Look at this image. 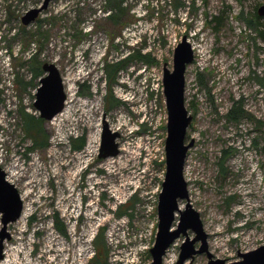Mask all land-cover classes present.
Here are the masks:
<instances>
[{"label": "rangeland", "instance_id": "obj_1", "mask_svg": "<svg viewBox=\"0 0 264 264\" xmlns=\"http://www.w3.org/2000/svg\"><path fill=\"white\" fill-rule=\"evenodd\" d=\"M44 2L0 0V167L24 205L8 224L0 264H118L123 235L138 241L131 256L136 264L152 262L166 170L163 67H173L184 36L194 50L186 71L193 115L187 141L194 140L184 169L190 202L215 258L233 262L264 244V37L262 24L247 23L264 0H119V24L109 18L118 7H108V0H49L23 24ZM133 47L157 62L133 58L113 85L121 104L108 107L102 65ZM45 62L60 70L66 102L46 120L44 148L25 135L20 111L40 116L34 107L40 77L27 83ZM234 104L250 116L228 119ZM105 121L120 133L119 153L101 158ZM82 137L85 146L74 149L73 140ZM188 234L195 236L191 229ZM184 239L175 240L162 264H177ZM208 260L204 252L188 261Z\"/></svg>", "mask_w": 264, "mask_h": 264}, {"label": "water", "instance_id": "obj_2", "mask_svg": "<svg viewBox=\"0 0 264 264\" xmlns=\"http://www.w3.org/2000/svg\"><path fill=\"white\" fill-rule=\"evenodd\" d=\"M49 0H45L42 7L28 11L22 22L28 25L38 14L47 7ZM257 14L264 17V4L257 9ZM194 60V50L184 36L176 45L173 56V67L167 63L163 67V94L167 109V136L165 141V178L158 200V231L154 245L150 248L152 262L162 264L167 250L181 235L185 237L180 245L177 264H190L195 255L206 252L207 264H264V244L240 253L241 259L227 262L222 258H215L208 246V234L198 210L190 202L188 181L184 175L186 158L194 140L187 141V131L192 123L186 104V71ZM44 75L37 87L34 107L45 120L53 119L63 109L66 92L60 70L53 62L42 65ZM120 133L112 131L105 121L102 133L100 155L101 158L115 156L119 153L117 137ZM186 200L185 209L180 202ZM23 199L16 185L6 177V172L0 167V213L2 214V228L0 230V261L3 258L4 241L11 235L7 230L8 224L19 219L23 211ZM178 217V219H177ZM174 222H177L174 225ZM191 229L195 236L191 237ZM201 244L197 247L196 243Z\"/></svg>", "mask_w": 264, "mask_h": 264}, {"label": "trees", "instance_id": "obj_3", "mask_svg": "<svg viewBox=\"0 0 264 264\" xmlns=\"http://www.w3.org/2000/svg\"><path fill=\"white\" fill-rule=\"evenodd\" d=\"M109 5L108 7H118V11L115 13L111 14L109 13V18L115 21L117 24L122 22L124 20V10L120 8L119 0H108ZM264 19V17L259 16L257 13H255V18H247V23L249 25H254L257 29L258 26L262 24L263 29L259 30V33L261 36L264 37V23H261V19ZM214 21H219L220 16H214ZM211 22H214L210 20ZM215 29H218V26H214ZM139 58L147 62L148 64H154L156 63V59L151 57L150 53H142L141 50H136L135 47L129 48L126 54H122L120 57L113 59L112 62L107 61L106 63H103L102 65V70L105 71V74L107 76V88H108V93L105 95V102L108 107H114L117 105L121 104L120 99L113 94V85L117 83L118 81V73L123 70L125 67H127V64L129 65L130 61L133 58ZM104 59H107L105 57ZM37 71H35L33 75V79L30 81V83L27 84H33V80L35 78H38L43 75V68L40 66L39 63H37ZM17 83H21L20 79L17 78ZM39 85V84H38ZM37 85V86H38ZM227 118L233 121H238L239 119L243 117H249V113L247 111H244L242 108V104H234L231 106L227 113ZM20 119L22 123V128L24 130V133L27 137H31L34 141V146L35 147H46L49 143V135L47 132V129L45 127L46 120L43 119L41 116L35 115L33 113H30L29 111L25 110L24 108L21 109L20 111ZM264 125V121H263ZM74 143L72 147L76 150H82L83 147L86 144V139L85 137H82L81 139H75L73 140ZM227 153V149L223 150V158L221 157L222 160L225 159ZM222 163V162H220ZM62 224V223H61ZM56 228L61 231L62 233H65L64 230V225L61 226L60 222L57 220L56 223Z\"/></svg>", "mask_w": 264, "mask_h": 264}, {"label": "built area", "instance_id": "obj_4", "mask_svg": "<svg viewBox=\"0 0 264 264\" xmlns=\"http://www.w3.org/2000/svg\"><path fill=\"white\" fill-rule=\"evenodd\" d=\"M162 83H163V77H162ZM157 89V87H155V90ZM162 92H163V84H162ZM66 102V101H65ZM65 107V105H64ZM62 112V111H61ZM58 115V114H57Z\"/></svg>", "mask_w": 264, "mask_h": 264}, {"label": "bare ground", "instance_id": "obj_5", "mask_svg": "<svg viewBox=\"0 0 264 264\" xmlns=\"http://www.w3.org/2000/svg\"><path fill=\"white\" fill-rule=\"evenodd\" d=\"M22 212H23V211H22ZM21 215H22V214H21ZM20 217H21V216H20ZM20 217H19V218H20ZM3 251H4V250H3ZM3 258H4V254H3ZM3 258H2V259H3ZM2 259H1V261H2ZM1 261H0V262H1Z\"/></svg>", "mask_w": 264, "mask_h": 264}]
</instances>
